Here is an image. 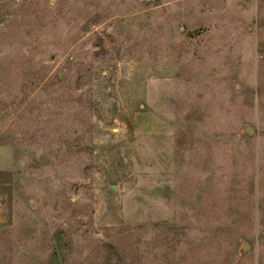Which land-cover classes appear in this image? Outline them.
Here are the masks:
<instances>
[{"label":"rangeland","instance_id":"1","mask_svg":"<svg viewBox=\"0 0 264 264\" xmlns=\"http://www.w3.org/2000/svg\"><path fill=\"white\" fill-rule=\"evenodd\" d=\"M263 28L264 0H0V264H264Z\"/></svg>","mask_w":264,"mask_h":264},{"label":"water","instance_id":"2","mask_svg":"<svg viewBox=\"0 0 264 264\" xmlns=\"http://www.w3.org/2000/svg\"><path fill=\"white\" fill-rule=\"evenodd\" d=\"M59 78H61V75H59ZM242 128H243L244 130H246L248 134H253V132H254L253 128H252L250 125H244V126H242ZM112 188H114V187H112ZM246 245H247V244L244 243L243 250H245V248H246L245 246H246Z\"/></svg>","mask_w":264,"mask_h":264},{"label":"crops","instance_id":"3","mask_svg":"<svg viewBox=\"0 0 264 264\" xmlns=\"http://www.w3.org/2000/svg\"><path fill=\"white\" fill-rule=\"evenodd\" d=\"M260 34L261 35H263L264 34V28L263 29H261V31H260ZM264 44V43H263Z\"/></svg>","mask_w":264,"mask_h":264}]
</instances>
